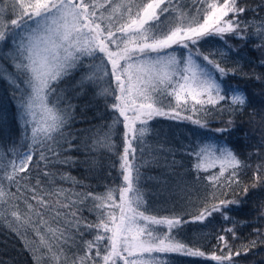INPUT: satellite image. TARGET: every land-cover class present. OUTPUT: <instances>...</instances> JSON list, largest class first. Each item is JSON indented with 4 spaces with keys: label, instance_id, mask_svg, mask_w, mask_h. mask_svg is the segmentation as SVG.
Returning <instances> with one entry per match:
<instances>
[{
    "label": "snow or ice",
    "instance_id": "obj_1",
    "mask_svg": "<svg viewBox=\"0 0 264 264\" xmlns=\"http://www.w3.org/2000/svg\"><path fill=\"white\" fill-rule=\"evenodd\" d=\"M192 2L194 12L183 0H8L0 8V80L12 89L26 142L24 151L9 150L13 158L6 164L0 156V205L5 219L10 217L15 225L13 231L31 229L54 264H69L65 247L75 243L77 235L83 238L85 231L95 234L83 242V255L74 256L70 264H167L158 254L206 257L173 235L188 221L141 210V174L134 163V143L143 142L153 118L187 120L207 128L199 113L216 110L235 116L252 104L246 90L225 79L236 74V69L222 66L225 53L220 52L217 60V53L200 50L201 41L210 37L225 44L229 36L248 39L241 21L248 7L240 0ZM258 8L264 11V0ZM256 34L264 40V24ZM69 89L76 96L96 89V95L112 97L109 107L118 114L113 124L123 126L119 157L123 183L118 190L83 193L60 183L80 184L59 170L75 163L70 151L81 150L65 132L74 112L66 103ZM261 121L264 127V116ZM111 127L91 144L85 142L83 151H111ZM237 128L230 118L215 131L231 135ZM194 154L197 172L218 171L204 177L214 202L206 203L193 220L203 221L214 213L229 219L231 206L240 201L220 199L217 192L224 190L226 196L232 185L239 184V171L246 165L232 148L212 141L202 142ZM258 186L264 187V165L253 172L250 187ZM248 192L245 186L243 194ZM85 211L95 213L96 220L88 221ZM159 226L167 230L161 233ZM224 231L235 236L234 228ZM217 240L219 254H207L216 264H236V258L257 243L251 241L242 253L233 251L226 235ZM36 259L39 264L40 257Z\"/></svg>",
    "mask_w": 264,
    "mask_h": 264
},
{
    "label": "trees",
    "instance_id": "obj_2",
    "mask_svg": "<svg viewBox=\"0 0 264 264\" xmlns=\"http://www.w3.org/2000/svg\"><path fill=\"white\" fill-rule=\"evenodd\" d=\"M183 2L187 9L194 12L192 0ZM240 3L249 9L241 17L242 25L247 26L245 35L248 39L229 36L225 44L218 37H210L201 41L200 50L205 54L217 53L214 56L217 60H221L220 52L225 53L221 60L222 66L236 69L235 75L230 74L225 79L231 86L246 90L252 104L235 116H230L227 111L221 114L216 110H212L209 115L199 113V118L207 121V128H201L187 120L153 118L148 122V131L143 142L136 146L134 163L139 166L140 187L143 192L141 210L151 215L143 205L148 202L149 210L155 212L157 217H182L188 223L174 229L173 235L185 244L206 253V257L187 256L181 259L172 254L161 255L163 260L176 264H216L207 258V254H219L217 237L221 234L226 235L233 251L239 250L243 253L251 241L257 242L247 254L236 258V264H264V187H250L257 165H264V127L261 121L264 116V80L256 79L258 76H264V47L259 46L264 44V40L256 34L257 28L264 24V11L258 8L262 0H240ZM96 91L91 89L81 96H76L70 89L67 92L66 103L74 106V112L73 120L65 132L71 133L81 150L70 151L68 154L74 158L75 163L70 167L61 166L59 170L80 182L77 185L60 182L64 188L71 186L76 192L103 194L109 189L118 190L123 183L119 159L124 146L123 126L113 124L118 114L109 107L113 102L112 97L105 99L96 95ZM164 100L168 102L167 99ZM221 105L227 107L226 102L222 101ZM253 112L256 113L255 117ZM230 118L238 126L237 130L231 135L217 133L215 129L224 127ZM109 126H112V150L100 149L85 153L82 145L85 142L91 144L94 139L109 132ZM22 129L23 122L19 119L17 101L12 98V89L6 81L0 80V156H3V163L6 164L13 158L10 149L25 150L26 142L23 141ZM204 141H212L218 145L226 144L246 165L239 171V184L232 185L226 196L222 194L224 190L217 192L220 199L240 201L238 206H231L227 220L219 213H214L203 221L193 220L206 203L214 202L211 200L212 189L204 177L218 171V168L208 172H197L194 168L197 163L194 153L199 151V146ZM5 185L7 186L6 181ZM245 186H249L246 196L243 194ZM150 189L160 197L156 203L161 200L159 204L163 205L155 209L156 211L153 210L152 203L154 196L145 197ZM12 191H15V187H12ZM116 195L118 197V191ZM188 196H193L196 201V207L190 208L189 211L186 209L187 199L183 205L180 203V199ZM168 200L173 206L168 205ZM87 203L90 207L92 202L89 200ZM83 215L88 221L96 220L95 213L85 211ZM5 216L4 206L0 205V264H37L36 257H40L39 264H54L41 250L38 238L31 229H22L18 234L13 231L15 225L10 223V217L6 220ZM159 227L158 231L161 233L167 230L165 226ZM228 228L235 229V236L224 231ZM256 229L260 230L261 235H257ZM94 234L85 231L83 238L77 235L75 243L65 247L69 264L74 256L83 255V242L91 240Z\"/></svg>",
    "mask_w": 264,
    "mask_h": 264
},
{
    "label": "rangeland",
    "instance_id": "obj_3",
    "mask_svg": "<svg viewBox=\"0 0 264 264\" xmlns=\"http://www.w3.org/2000/svg\"><path fill=\"white\" fill-rule=\"evenodd\" d=\"M7 2H8V0H3V2H0V8H3V7H5V5L7 4ZM104 86H107V84H104ZM163 99V98H162ZM163 102H164V104H165V102H167L166 100H163ZM168 103V102H167ZM166 103V104H167ZM152 125V124H151ZM150 125V126H151ZM152 127V126H151ZM147 134V133H146ZM145 134V135H146ZM145 137V136H144ZM143 137V138H144ZM142 138V139H143ZM153 138H154V136H153ZM153 138H149V139H153ZM139 145V143H134V147L135 148H137L136 146H138ZM149 195H151V196H154V200L152 201V203L154 204V211H156L155 209H159L160 207H162L163 205H160L159 204V202L161 201V200H159V202L158 203H156V201L160 198L155 192H153V190H149L148 192H146V194H145V197H147V196H149ZM185 199H187V202H186V209H187V211H189V209L190 208H194V207H196V201L194 200V198H193V196H188V197H185L184 199H180L181 201H180V203L183 205V202H184V200ZM190 202H189V201ZM175 201H177V199L175 200ZM152 203L150 202V206L151 207H153V205H152ZM148 202H146V203H143V205L144 206H146V209L148 210L147 212L149 213V214H151V215H154L155 214V212H151L149 209V207H148ZM168 205L171 207V206H173L172 204H171V201H169L168 200ZM141 206H142V204H141ZM155 215H157V214H155ZM159 217V216H158ZM158 230H160V227H158ZM160 257H161V255H166V254H158ZM171 255V254H170ZM174 257H177L178 258V256L180 257V259L181 258H185V257H187V256H183V255H179V254H172ZM167 262V264H176V262H173V261H166Z\"/></svg>",
    "mask_w": 264,
    "mask_h": 264
}]
</instances>
